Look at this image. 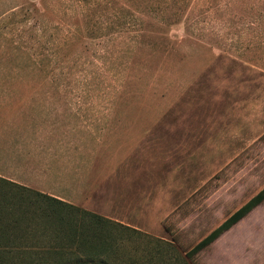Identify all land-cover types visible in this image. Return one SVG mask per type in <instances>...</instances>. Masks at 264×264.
I'll use <instances>...</instances> for the list:
<instances>
[{"label":"rangeland","instance_id":"rangeland-1","mask_svg":"<svg viewBox=\"0 0 264 264\" xmlns=\"http://www.w3.org/2000/svg\"><path fill=\"white\" fill-rule=\"evenodd\" d=\"M0 177L12 261H49L43 194L115 264H264V203L188 258L264 189V0H0Z\"/></svg>","mask_w":264,"mask_h":264},{"label":"trees","instance_id":"trees-1","mask_svg":"<svg viewBox=\"0 0 264 264\" xmlns=\"http://www.w3.org/2000/svg\"><path fill=\"white\" fill-rule=\"evenodd\" d=\"M0 183H8V181L0 177ZM18 187L23 189L19 185ZM10 197L11 195H7L4 190L2 191L0 198L4 203L0 205V264H15L16 261L21 262L20 264H25V259L22 255L33 258L30 255L31 253L20 250L18 255L14 257V261H12L13 258L10 257L9 250H6V245L11 239V228L6 223ZM16 203L19 205V211L27 214L29 211H36L34 208L37 204L41 203L44 205L41 216L47 222H43L45 224L43 228L45 231L55 230L57 243L51 244L49 248L44 250L49 256V261L45 259V262H43L44 259L37 257L27 262V264H115V259L111 257L108 249L110 243L109 238L106 236V229L109 226L107 220L97 214L75 208L59 199L43 194H36V196L32 197H17ZM263 203L264 189L197 244L188 253V258L192 259L216 240H219L224 233ZM18 218V216L15 218V227L20 230H28L30 235H34L35 225L28 223L27 219L17 221ZM27 233L22 234V238L25 239ZM35 242L45 244L42 240H36Z\"/></svg>","mask_w":264,"mask_h":264}]
</instances>
